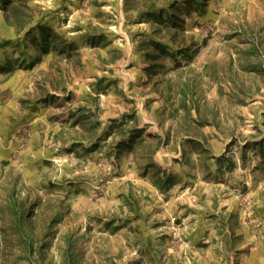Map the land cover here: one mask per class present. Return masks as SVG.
I'll use <instances>...</instances> for the list:
<instances>
[{
  "label": "rangeland",
  "instance_id": "rangeland-1",
  "mask_svg": "<svg viewBox=\"0 0 264 264\" xmlns=\"http://www.w3.org/2000/svg\"><path fill=\"white\" fill-rule=\"evenodd\" d=\"M172 2L184 43L162 35L174 55L148 71L139 43L153 31L140 19ZM185 2L28 0L74 48L33 68L25 32L0 12V40L12 42L0 65L13 63L0 72V264H230L231 249L236 264H253L257 247L264 264V157L249 148L241 162L246 142L264 137V0ZM91 36L104 39L93 47ZM186 47L191 57L177 53ZM94 95L97 134L129 114L123 129L145 130L118 160L117 125L96 150L82 142L95 118L75 113ZM227 145L234 168L218 171ZM158 168L172 174L171 189L155 185ZM20 203L32 210L26 229L45 246L41 258L15 230Z\"/></svg>",
  "mask_w": 264,
  "mask_h": 264
},
{
  "label": "trees",
  "instance_id": "trees-1",
  "mask_svg": "<svg viewBox=\"0 0 264 264\" xmlns=\"http://www.w3.org/2000/svg\"><path fill=\"white\" fill-rule=\"evenodd\" d=\"M153 3V2H152ZM184 3V2H183ZM187 3H192L195 5L197 9H201L204 5L203 0H187ZM175 3H168L169 9H160L159 11L152 10V7H149V11L142 15L141 19L146 23H149L152 28L151 39L142 40L139 43V50L144 53L146 61L150 63L148 71H153L156 66H161L162 64H155L158 60L164 58L165 56H173V52H170L168 45H165L161 42L162 35L168 33L171 34V42H176L177 36L181 37L180 44L184 43L183 34H184V22L180 19L172 11L174 9ZM190 5H186L184 7L185 10H188ZM0 12L2 13V17L4 22L11 27L16 29L17 35H21L22 32H25V36L21 37L20 40L24 42V47L29 50V46H26V42L29 41L30 46L33 48V54H31L30 62L28 63V68H33L42 57L46 55H50L51 53H56L57 55L66 54V57H70L73 48L72 43L66 44L63 42H59V34L53 32L50 27L44 26V20L47 18V15L37 16L33 9L28 6V0H0ZM40 19L38 20L37 17ZM28 27V28H27ZM104 38L102 36H91L90 41L93 47H97L100 45L101 41ZM12 42L9 40H0V49L6 48L11 45ZM17 44V43H16ZM149 47V51L147 48ZM189 47L178 49V54L183 57H191L189 55ZM121 55V52L115 51V54ZM117 56V58H119ZM13 67V63L10 60H6L5 65H0V72L10 71ZM102 80L96 82L97 87V95L99 92L100 84ZM104 91V90H103ZM91 96V106L82 107L76 111V115H78V120L82 119H90L92 117L95 118V121L89 126V130L87 136H82L83 141L89 143L90 151L96 150L98 148V144L101 143L103 139H106L109 133L114 129L115 125L117 133L120 135L121 139L114 146L115 153L114 158L119 159L120 155L124 150H131L133 147L137 146V139L141 137L145 133L143 128H138L134 126L127 131L123 129V127L129 122L134 121L135 115H123V117L118 121H113L112 126H110V130L107 129L103 131V133L97 134L99 128L101 127V122L99 121L97 112L99 111L98 105V96ZM186 97V94H184ZM182 104L185 105V99L182 100ZM148 137H152L151 135H147ZM157 137V136H155ZM143 140V139H142ZM140 142V140H139ZM158 142V146H159ZM156 147L154 152H157ZM249 148L254 150V154H259L261 157H264V137L257 142L248 141L242 148L241 152V162L244 165L247 159V151ZM229 145H227L225 152L218 156L214 157L215 164L217 166L218 171H222L224 168L231 171L234 168V161L232 157L228 154ZM155 164L150 163L147 167H154ZM156 180L154 181L155 185L159 189H171L173 185V176L168 173L166 170L157 169ZM13 215L15 219V230L18 232L19 236L25 240V247L28 253L37 252L41 258L42 252L44 250V245L40 244V246H36V242L33 239V234L27 232L26 224L30 225L31 228L34 227V221L31 220L32 210H26V206L23 203L14 204ZM119 227H116L114 230H118ZM34 230V229H32Z\"/></svg>",
  "mask_w": 264,
  "mask_h": 264
},
{
  "label": "crops",
  "instance_id": "crops-1",
  "mask_svg": "<svg viewBox=\"0 0 264 264\" xmlns=\"http://www.w3.org/2000/svg\"><path fill=\"white\" fill-rule=\"evenodd\" d=\"M253 239H258V238H254L253 237ZM256 241V240H255ZM255 243V242H254ZM258 243V242H257ZM231 249V248H230ZM236 249V248H235ZM262 249H263V246H262ZM260 250H259V247H257V250H256V252H255V254H256V256H255V260H253V264H262V262L260 261V259L258 258V254L260 253L259 252ZM254 252V251H253ZM228 257L230 258L229 260H230V264H236L237 262H235V260L234 259H236L235 257H234V251H233V249H231V251L230 252H228Z\"/></svg>",
  "mask_w": 264,
  "mask_h": 264
}]
</instances>
